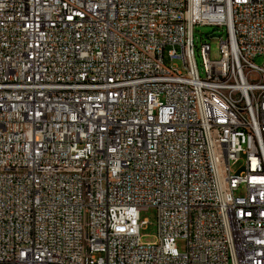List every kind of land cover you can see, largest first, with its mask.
<instances>
[{"label": "built area", "instance_id": "obj_1", "mask_svg": "<svg viewBox=\"0 0 264 264\" xmlns=\"http://www.w3.org/2000/svg\"><path fill=\"white\" fill-rule=\"evenodd\" d=\"M258 57L264 0H0V264H264Z\"/></svg>", "mask_w": 264, "mask_h": 264}, {"label": "rangeland", "instance_id": "obj_2", "mask_svg": "<svg viewBox=\"0 0 264 264\" xmlns=\"http://www.w3.org/2000/svg\"><path fill=\"white\" fill-rule=\"evenodd\" d=\"M214 31L213 27L209 26H196L193 31L194 36V46H195V52L197 57V63L199 66V69L201 70V60L197 56L198 50L200 49L201 45L206 41L208 45H210L211 48V58L213 60H216L219 58V45H220V38L218 36L226 38V34H223L221 31L214 33V37L206 39L207 36L211 35ZM180 69L183 68L181 61L175 62ZM264 63L263 57H258L255 60V64L258 66H261ZM203 77V75L201 76ZM242 169V162L238 164L237 166H233V172H240ZM140 219L146 220L149 224L142 228L140 230L143 243H153L156 241V235H157V211L155 209H149L146 211H142L140 213ZM176 248L177 251L180 254L185 253L186 251V241L185 240H177L176 242Z\"/></svg>", "mask_w": 264, "mask_h": 264}, {"label": "water", "instance_id": "obj_3", "mask_svg": "<svg viewBox=\"0 0 264 264\" xmlns=\"http://www.w3.org/2000/svg\"><path fill=\"white\" fill-rule=\"evenodd\" d=\"M214 32V31H213Z\"/></svg>", "mask_w": 264, "mask_h": 264}]
</instances>
